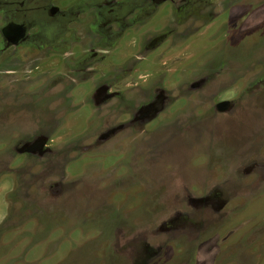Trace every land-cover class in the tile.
I'll use <instances>...</instances> for the list:
<instances>
[{
  "label": "rangeland",
  "instance_id": "374dc122",
  "mask_svg": "<svg viewBox=\"0 0 264 264\" xmlns=\"http://www.w3.org/2000/svg\"><path fill=\"white\" fill-rule=\"evenodd\" d=\"M0 264H264V0H0Z\"/></svg>",
  "mask_w": 264,
  "mask_h": 264
},
{
  "label": "flooded vegetation",
  "instance_id": "af4514ba",
  "mask_svg": "<svg viewBox=\"0 0 264 264\" xmlns=\"http://www.w3.org/2000/svg\"><path fill=\"white\" fill-rule=\"evenodd\" d=\"M15 27L17 26V25H14ZM20 27V26H19ZM16 28H18V27H16ZM4 31V30H3ZM11 33V32H10ZM15 33V32H14ZM3 34H4V36L6 37V39L8 40V42L10 43V44H13V43H15L16 41H12V40H10V38H8V36H6L7 34H9L8 32H3ZM18 37H16L15 39H17Z\"/></svg>",
  "mask_w": 264,
  "mask_h": 264
}]
</instances>
